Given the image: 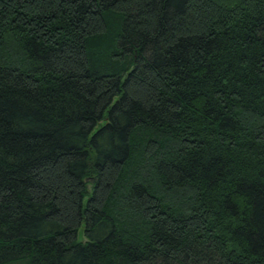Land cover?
Wrapping results in <instances>:
<instances>
[{"label":"trees","instance_id":"16d2710c","mask_svg":"<svg viewBox=\"0 0 264 264\" xmlns=\"http://www.w3.org/2000/svg\"><path fill=\"white\" fill-rule=\"evenodd\" d=\"M0 264H264V0H0Z\"/></svg>","mask_w":264,"mask_h":264},{"label":"rangeland","instance_id":"374dc122","mask_svg":"<svg viewBox=\"0 0 264 264\" xmlns=\"http://www.w3.org/2000/svg\"><path fill=\"white\" fill-rule=\"evenodd\" d=\"M88 181L91 182L92 180H91V179H88ZM89 188H91V185H90V184H89ZM78 238H79L80 240H82V241L85 240V238L82 236V233H81V232L79 233Z\"/></svg>","mask_w":264,"mask_h":264}]
</instances>
